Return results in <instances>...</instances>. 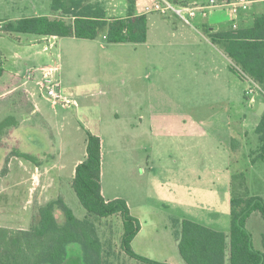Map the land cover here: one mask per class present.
<instances>
[{
	"label": "rangeland",
	"instance_id": "obj_1",
	"mask_svg": "<svg viewBox=\"0 0 264 264\" xmlns=\"http://www.w3.org/2000/svg\"><path fill=\"white\" fill-rule=\"evenodd\" d=\"M36 1L42 8L38 13L51 15L52 0ZM93 1L104 5L109 19L125 17L129 7V0ZM209 18L224 29L233 25L228 9ZM171 21L150 15L145 44H109L100 31L94 40L37 42L29 53L16 38L0 33V63L8 71L0 77V89L10 83L11 72L20 71L22 80L14 92L0 96V181L4 178L8 187L0 192V227L29 231L40 223V207L62 200L85 228H94L95 234L87 230V240L97 244L99 264H145L121 250V217L89 214L72 187L88 134L101 140L102 194L128 203L143 226L132 248L154 262L185 264L178 252L182 220L228 234L232 199L264 200V159L256 153L254 131L263 95L251 106L245 97L251 84L223 48L206 41L201 50L178 45ZM17 64L18 69L12 68ZM42 65L60 68L62 94L77 106L53 105L28 81V70L41 78L36 70ZM35 103L39 113L31 112ZM231 132L243 133L242 148L230 145ZM36 173L39 179L33 178ZM54 215L57 224L65 223L59 206ZM247 229L254 249L262 251L260 213L251 215ZM81 251L78 244L68 245L66 264H92V257L88 262Z\"/></svg>",
	"mask_w": 264,
	"mask_h": 264
},
{
	"label": "trees",
	"instance_id": "obj_2",
	"mask_svg": "<svg viewBox=\"0 0 264 264\" xmlns=\"http://www.w3.org/2000/svg\"><path fill=\"white\" fill-rule=\"evenodd\" d=\"M138 2L129 0L125 17L109 19L104 5L98 1L52 0L54 17L5 21L0 33L11 38L33 35L38 38L94 40L100 31H105L109 44H144L148 39L149 21L146 14H137ZM204 32L264 93V16L257 17L249 28L234 29L231 25L229 29L214 32L205 26ZM3 72L0 67V77ZM262 97L264 103V94ZM254 131L259 141L256 153L264 159V113ZM86 144L85 159L76 167L72 182L81 205L89 214L100 218L121 217V250L127 256L145 264H167L154 262L134 252L132 243L141 231V223L132 215L124 199L105 200L101 187V140L88 134ZM22 157L31 160L27 155ZM55 206H59L65 216L63 225L56 222ZM231 206L228 234L193 220L182 221L178 252L185 264H264V231L262 251H258L254 249L252 235L247 229L248 219L253 213H260L264 219V200L258 196L235 198ZM40 216V223L29 231L0 227V264H66L70 244L81 246L83 257L88 262L92 257V264H99L97 244L87 240L89 230L95 234L94 228H85L62 200L40 208Z\"/></svg>",
	"mask_w": 264,
	"mask_h": 264
},
{
	"label": "crops",
	"instance_id": "obj_3",
	"mask_svg": "<svg viewBox=\"0 0 264 264\" xmlns=\"http://www.w3.org/2000/svg\"><path fill=\"white\" fill-rule=\"evenodd\" d=\"M151 1H153V0H139L138 6L136 7L137 8L136 9L137 14H142L144 3H150ZM169 1H171V2L174 1L173 3H177V4H180V5L198 2L196 0H193V1H191V0H182V1H180V0L179 1H177V0H169ZM140 4H141V6H140ZM51 5H52V3H51ZM4 6H6V8L9 9L7 13L2 11V9H4ZM41 9L42 8L38 6V1H36V0H0V11H1L0 13L2 14V16H0V19H1L0 21H2V20H4V21H7V20L14 21V20L22 19V18L40 17L42 15L40 13H38V11H41ZM50 10H51V8H50ZM153 14L154 13L147 15L148 16V21H149V16L153 15ZM231 16H232V14H231ZM259 16H264V4H262V3L254 4L247 11L240 12L239 18H238V20H239L238 21V26L239 27H243V28H249V27H251L253 25V22ZM46 17H54V15L51 12V15L49 14ZM169 19H172L171 22H173V24L175 25L174 31L172 32L171 35H172L173 38L178 39L177 40L178 41V43H177L178 45L180 44L182 46H186V45L189 44V45H193V46L197 47L198 50H201V49H203L202 45H204L203 41H206L212 47H219V45L214 44L212 42V40L208 37V35L205 34L204 27L208 26L211 29H214V32H217V31H220V30H224V24L222 22L216 23V22L210 20V18L206 20V19H203L201 17H198L194 21V23H196V27H194L193 25L192 26L186 25L178 17H171ZM232 20H233V16H232ZM231 22L233 23V21H231ZM149 31H150V29H149ZM148 34H149V32H148ZM15 38L18 40V43L22 44L23 47H25L26 52L29 53V52L34 51V49L37 48V45H36L37 42L45 43L44 40L46 41L47 39H50L51 37H41V38H38V37H26V38H24V37H22V38L21 37H15ZM51 39L55 40L56 37L55 38H51ZM157 46L162 48L165 45L164 44H157ZM42 52H46L47 53L46 45L43 46ZM35 53L40 54V52H38L37 50H36ZM229 61H230V59H229ZM0 64H1L0 67H2V69L4 70V68L2 66V63H0ZM44 66H46V65H42V66H39V67L41 68V67H44ZM18 67H20V64L14 65L12 68L18 69ZM6 73H8V71L3 72V74H6ZM19 74H21L20 71H17L15 74H13V72L10 73L11 81L6 87H3L2 89H0V91H1L0 92V96L1 97L5 96V95H8V94H11L12 92H14L19 87V84L22 83L21 82L22 80L19 77ZM245 97H246V95H245ZM28 98H30V97H28ZM262 103H263V101H259V104H258V107H257L256 110H258L259 106ZM33 106H34V108L31 110V112L32 113H35V112L39 113L40 109L37 107L36 103L33 104ZM226 113H227V115L229 117V114H228L227 111H226ZM227 124L230 127L232 125V122H230V120L228 119ZM231 131H232V128H231ZM245 133H247V132H245ZM242 134L243 133H239L237 136H233V133L231 132V134L229 135V140L231 141L230 145H232L233 147H236V145L238 144V145H241V148H242L243 147L242 144L244 143V137H243ZM247 134L245 136L246 138L248 137ZM232 141L235 142V143H232ZM16 144H19V143H16ZM256 150H257V147H256ZM251 151H253V149H251ZM18 152H19L18 154H20V155L26 154V153H21L20 150ZM81 161L82 160H80V161H78L76 163L75 170H76V167L80 163H82ZM54 167H55V165L51 166L50 169L51 168L53 169ZM60 167H61V169H63V166H60ZM75 170H74V175H75ZM49 172H50V170H48V171L46 170L45 174H48V177L50 178V180L55 181L54 178L49 176L50 175ZM33 178L39 179V175H37V173H36ZM3 181L5 182L4 178H2L1 181H0V192L4 191V190H7V188H8L6 186V183H3ZM13 186H15V185H13ZM12 188H14V187H12ZM105 200H107V199L105 198ZM40 208H42V207H40ZM129 208H130V206H129ZM130 211L132 213L131 208H130ZM3 228H7V226H3ZM21 230H24V229L22 228ZM142 230H143V226L141 224V231L136 236V238L140 235Z\"/></svg>",
	"mask_w": 264,
	"mask_h": 264
},
{
	"label": "built area",
	"instance_id": "obj_4",
	"mask_svg": "<svg viewBox=\"0 0 264 264\" xmlns=\"http://www.w3.org/2000/svg\"><path fill=\"white\" fill-rule=\"evenodd\" d=\"M258 3L264 4V0H209L207 3L194 2L184 5L174 4L169 0H153L150 3H144L142 14L155 13L167 18L178 17L186 25L192 26L198 17L208 19L213 12L228 9L233 16V27L236 29L240 12L247 11L251 6ZM48 49L49 47H46V50ZM59 70L60 68L57 66H44L36 70L41 74V78L35 79L33 70H28L26 77L29 82H34L37 85L41 95L46 96L53 105L77 106L76 101L62 94L61 82L57 79ZM242 75L251 84L246 91V99L253 106L257 103L258 97L264 93L251 77L243 73Z\"/></svg>",
	"mask_w": 264,
	"mask_h": 264
},
{
	"label": "water",
	"instance_id": "obj_5",
	"mask_svg": "<svg viewBox=\"0 0 264 264\" xmlns=\"http://www.w3.org/2000/svg\"><path fill=\"white\" fill-rule=\"evenodd\" d=\"M263 113H264V103H262V104L259 106V108H258V110H257V116L261 117V116L263 115Z\"/></svg>",
	"mask_w": 264,
	"mask_h": 264
}]
</instances>
